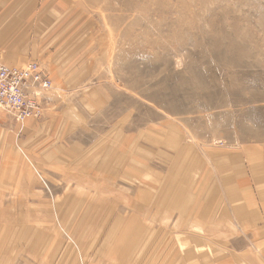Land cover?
<instances>
[{
    "label": "rangeland",
    "instance_id": "1",
    "mask_svg": "<svg viewBox=\"0 0 264 264\" xmlns=\"http://www.w3.org/2000/svg\"><path fill=\"white\" fill-rule=\"evenodd\" d=\"M11 53L51 88L0 109V264H264V0H0Z\"/></svg>",
    "mask_w": 264,
    "mask_h": 264
},
{
    "label": "built area",
    "instance_id": "2",
    "mask_svg": "<svg viewBox=\"0 0 264 264\" xmlns=\"http://www.w3.org/2000/svg\"><path fill=\"white\" fill-rule=\"evenodd\" d=\"M32 88L49 90L51 81L37 63L23 68L7 69L0 64V107L15 121L40 117L38 94L31 97Z\"/></svg>",
    "mask_w": 264,
    "mask_h": 264
},
{
    "label": "crops",
    "instance_id": "3",
    "mask_svg": "<svg viewBox=\"0 0 264 264\" xmlns=\"http://www.w3.org/2000/svg\"><path fill=\"white\" fill-rule=\"evenodd\" d=\"M7 53H6V56H7ZM11 54H12L13 58H16V60H15V62H13V64L5 63L2 60L3 58L1 57V55H0V60L3 62H1V61L0 62L4 65H7L8 67H15L16 64H18V66H20V63H21L20 58L22 57V55H20L19 53H11ZM258 170L260 171V176H261V179H263L262 182L264 185V163H262L261 168ZM247 194H248V191H246V195ZM258 194L259 195L257 197H255V195L252 196V194L248 195L247 196L248 198L245 199V201H243L244 204L235 206L236 208L234 209L233 217L235 218L236 222H238L242 225H245L247 227H252V229H256L257 231L262 230V232L264 233V191L259 192ZM246 195H245V197H246ZM237 201H238V199H237ZM237 201H236V203H237ZM262 245H264V238L262 239ZM262 248L264 249V246ZM235 264H237V263H235ZM246 264H252V263H249V261H247Z\"/></svg>",
    "mask_w": 264,
    "mask_h": 264
},
{
    "label": "bare ground",
    "instance_id": "4",
    "mask_svg": "<svg viewBox=\"0 0 264 264\" xmlns=\"http://www.w3.org/2000/svg\"><path fill=\"white\" fill-rule=\"evenodd\" d=\"M0 64L3 66V67H5V68H7V69H15V67H8V66H6V65H4V64H2L1 62H0ZM29 95L31 96V97H33L34 95H36V94H38V98H37V100L39 99V97H40V90L39 89H36V88H32V89H30L29 91ZM39 102V101H38ZM43 106H41L40 105V108H42ZM0 109H2L3 111H5L2 107H0ZM43 109V108H42ZM6 112V111H5ZM7 113V112H6ZM41 114H42V111L40 110V116H41ZM37 117H30V118H28V119H25L24 121H22V122H17V124H23L25 121H27V120H31V119H36Z\"/></svg>",
    "mask_w": 264,
    "mask_h": 264
}]
</instances>
